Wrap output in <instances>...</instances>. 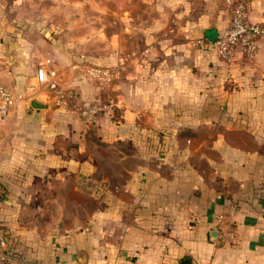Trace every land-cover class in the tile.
I'll return each instance as SVG.
<instances>
[{
    "label": "crops",
    "instance_id": "0c3cea01",
    "mask_svg": "<svg viewBox=\"0 0 264 264\" xmlns=\"http://www.w3.org/2000/svg\"><path fill=\"white\" fill-rule=\"evenodd\" d=\"M243 1L264 21V0ZM226 12L161 44L151 33L158 56L105 91L91 85L87 98H107L91 125L63 106L10 109L0 224L11 264H264V38L225 64L212 38Z\"/></svg>",
    "mask_w": 264,
    "mask_h": 264
},
{
    "label": "rangeland",
    "instance_id": "374dc122",
    "mask_svg": "<svg viewBox=\"0 0 264 264\" xmlns=\"http://www.w3.org/2000/svg\"><path fill=\"white\" fill-rule=\"evenodd\" d=\"M222 8L229 13L223 0H0V81L9 89L25 91V98L11 107L20 112L19 118L27 110L50 112L63 106L91 125L104 108L95 120L82 115V108L87 102L105 105L107 98L89 99L87 92L91 85L105 91L102 85L110 78L90 76V67L108 68L111 80L118 82L140 59L150 62L152 55L158 56L150 49L151 33L161 35L154 39L161 44L187 22ZM40 66L56 72L64 99L36 83ZM37 101L43 103L38 106ZM6 149L0 146L1 165L16 157L15 150Z\"/></svg>",
    "mask_w": 264,
    "mask_h": 264
},
{
    "label": "built area",
    "instance_id": "2783aa9c",
    "mask_svg": "<svg viewBox=\"0 0 264 264\" xmlns=\"http://www.w3.org/2000/svg\"><path fill=\"white\" fill-rule=\"evenodd\" d=\"M229 8L230 18L227 27L217 34L212 42L218 57L225 63L231 64L236 59L251 57L257 50L259 40L264 37V21H253L249 18V9L243 0H223ZM90 76L107 80L111 77V71L105 67H90ZM36 83L47 90H53L56 97L64 99L66 92L59 87V79L54 70L40 66L35 73ZM25 91H14L7 88L0 81V125L6 120L13 105L24 99ZM104 104L87 102L81 110V114L88 120H95ZM154 144L157 151L164 150L165 135L159 132L153 133ZM11 235L0 224V264H11L8 252L10 250Z\"/></svg>",
    "mask_w": 264,
    "mask_h": 264
},
{
    "label": "water",
    "instance_id": "95a60500",
    "mask_svg": "<svg viewBox=\"0 0 264 264\" xmlns=\"http://www.w3.org/2000/svg\"><path fill=\"white\" fill-rule=\"evenodd\" d=\"M213 37V36H212ZM216 37H214V38H212V41H214V39H215ZM43 102L42 101H37V102H35V104L36 105H40V104H42ZM217 231L216 230H212V231H210V235H211V237L212 238H215L216 236H217V233H216ZM180 264H191V262H190V260L188 259V258H182L181 260H180Z\"/></svg>",
    "mask_w": 264,
    "mask_h": 264
},
{
    "label": "trees",
    "instance_id": "16d2710c",
    "mask_svg": "<svg viewBox=\"0 0 264 264\" xmlns=\"http://www.w3.org/2000/svg\"><path fill=\"white\" fill-rule=\"evenodd\" d=\"M159 134H162V132H160L159 131ZM152 138H153V135H152ZM154 142V138L152 139V143ZM153 147H155V144L153 143V145H152ZM156 148V147H155ZM9 248H10V246H9Z\"/></svg>",
    "mask_w": 264,
    "mask_h": 264
}]
</instances>
